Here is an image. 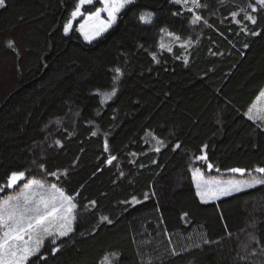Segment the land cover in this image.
I'll list each match as a JSON object with an SVG mask.
<instances>
[{
	"label": "trees",
	"instance_id": "1",
	"mask_svg": "<svg viewBox=\"0 0 264 264\" xmlns=\"http://www.w3.org/2000/svg\"><path fill=\"white\" fill-rule=\"evenodd\" d=\"M76 3L5 0L0 7V68L13 71L0 74V84L7 82L0 185L24 171L57 184L78 205L61 250L52 255L46 242V262L33 257L31 264H101L106 255L107 264H264V185L202 203L190 171L264 167V128L246 116L264 88V10L247 7L255 0H200L202 19L193 25L192 13L171 0H136L87 43L76 31L82 17L63 31ZM142 12L153 13L152 21L141 22ZM117 67L118 91L102 104L97 92L111 91ZM149 135L162 141L159 152ZM202 154L211 171L195 159ZM109 156L117 157L111 165Z\"/></svg>",
	"mask_w": 264,
	"mask_h": 264
},
{
	"label": "snow or ice",
	"instance_id": "2",
	"mask_svg": "<svg viewBox=\"0 0 264 264\" xmlns=\"http://www.w3.org/2000/svg\"><path fill=\"white\" fill-rule=\"evenodd\" d=\"M135 2L136 0H99V4L103 5V7H97L94 0H77L69 20L64 25V34L68 35L73 28V22L78 17L83 16V22L79 23L76 31L90 43L116 24L119 14ZM171 2L186 8L188 12L192 13L191 23L193 25L201 21L202 17L196 14L195 11L201 7L200 0H171ZM86 5L93 6L95 11L86 9ZM4 6L5 0H0V7ZM247 7L251 8L253 13L264 10V0H255V3H249ZM241 11L245 12L244 19L252 24L256 23V17L247 13L243 8ZM102 14H106V19H102ZM179 14V12L173 13V15ZM231 15L234 22L240 23L236 20L239 13L233 12ZM152 16L153 13L151 12H142L139 15V20L144 23H149L152 21ZM241 31L253 36L259 35L258 32H248L245 28H241ZM161 32L175 40L181 39L179 36L169 33L166 28H161ZM187 43H190V41H187ZM7 46L14 47V42L11 40L8 41ZM183 46L184 44H181V47ZM160 47L164 49L166 46L161 43ZM166 50L171 51V48L167 47ZM153 59H155V56H153ZM112 71L114 72V76L111 91L104 93L97 92L98 95L103 97L101 100L102 104L115 96L118 91V82L123 73L119 67L112 69ZM261 99H264V90H261L256 98L257 101ZM254 108H256V102H253L249 107L246 113L247 118L253 120V122L257 119L264 122V117L253 115ZM92 135L95 136L96 132H93ZM152 138L156 139L157 144L162 143L155 136ZM56 144L59 145L60 141L57 140ZM175 147L179 148L180 145L177 144ZM204 147L206 148L207 146L205 145ZM154 150L159 152L160 149L157 147ZM105 151H108L107 141H105ZM201 152H204V148L201 149ZM116 159V156H109L106 163L111 165ZM195 159L204 161L205 163L208 160L205 154L197 156ZM39 167L42 171H46L43 164H40ZM213 167L211 163H207V169L209 171ZM228 171L238 174V178H206L201 168L196 167L191 170L196 195L202 203H207L212 199H219L221 196H230L234 193L264 185V167L262 166H256L251 171L244 168H232ZM47 174L50 176L57 175L56 173ZM62 174L66 175V173ZM246 174L247 178H245ZM25 177L26 173L24 171H14L8 176L7 184L0 185V192L5 191V189H10L14 192L12 195L0 198V264H31V258L33 257H37L39 260L46 262L47 258L41 254V248L45 246V242L48 241L52 245V255L58 253L61 250V244L58 241H63L64 238H70V233L73 232L72 225L77 219L76 213L78 205L74 202L75 198L73 196L66 195L55 183L38 179L26 180ZM21 181H24V183L20 184ZM17 187L19 189L18 191L16 190ZM145 198H148L147 193L145 194ZM132 202H136L135 197L132 198ZM90 204L92 207H95V201L90 202ZM105 221L109 224L112 223L108 217L102 216L101 222ZM204 243H209V241L205 239ZM175 254V251H173V255ZM112 255L116 256V254ZM251 255H256L255 251ZM246 258L242 257V259ZM107 262L108 256L106 255L101 261V264H107ZM148 264H151V260L148 261Z\"/></svg>",
	"mask_w": 264,
	"mask_h": 264
},
{
	"label": "rangeland",
	"instance_id": "3",
	"mask_svg": "<svg viewBox=\"0 0 264 264\" xmlns=\"http://www.w3.org/2000/svg\"><path fill=\"white\" fill-rule=\"evenodd\" d=\"M94 1H99V0H94ZM189 6H191V5H189ZM100 7H103V5H101ZM82 17V18H81ZM81 17H78L77 19H79V18H81L82 19V21L81 22H83V16H81ZM102 19H106V14H102ZM75 22V21H74ZM73 22V23H74ZM80 22V23H81ZM78 27H79V25H78ZM106 33V32H105ZM104 34V33H103ZM102 34V35H103ZM100 37V36H99ZM99 37H97V38H99ZM84 38V37H83ZM96 38V39H97ZM96 39H94V40H96ZM85 40V39H84ZM94 40H92L91 42H93ZM86 41V40H85ZM87 43H89L88 41H86ZM164 44V43H163ZM5 68V69H4ZM3 68V66H2V68H0V74H1V72H3V71H6V72H8L9 73V71H10V67H7V66H5ZM11 73H10V75L11 74H13V71H10ZM10 83L12 82L11 81V78H9V80H8ZM5 85H7V82H2V84H0V90L3 88V86H5ZM262 90H264V88L262 89ZM257 98V97H256ZM254 102H256V108H254L253 109V115L254 116H260V117H264V99H261L260 101H257L256 99L254 100ZM253 104V103H252ZM247 112H248V110H247ZM246 112V113H247ZM256 122H258V124L261 126V127H263L264 128V122H262L260 119H257L256 120ZM153 136H151V135H149L148 136V138H149V140L151 141V145H153L155 148H157L158 146H159V144H157V141H156V139H153L152 138ZM196 167L194 166V167H192L191 168V170L192 169H195ZM190 170V171H191ZM204 172V171H203ZM204 174H205V176H206V178L207 177H214V178H221V179H228V178H232V177H237L238 178V175H234V174H231V175H224V174H217V173H214V174H212V173H205L204 172ZM191 178H192V175H191ZM245 178H247V175H245ZM26 180H27V178H25ZM38 180H44V181H46V182H49V181H47L46 179H38ZM193 181V180H192ZM22 183H24V181H21L20 182V184H22ZM194 184V183H193ZM195 187V186H194ZM17 191L19 190L18 189V187H17V189H16ZM195 190H196V188H195ZM248 190H250V189H248ZM245 191H247V190H245ZM241 192H244V191H241ZM65 193V192H64ZM239 193V192H238ZM12 194H14V192H13V190H11V192H10V194L9 195H12ZM234 194H236V193H234ZM8 196V195H7ZM224 197H226V196H221L219 199H221V198H224ZM199 198V197H198ZM219 199H212V200H209L207 203H210V202H215V201H217V200H219ZM199 200H200V198H199ZM201 201V200H200ZM72 227H73V225H72ZM248 237V240L247 241H252V238H253V236H251V234L250 235H248L247 236ZM46 242H48V241H46ZM45 242V243H46ZM247 246H248V244H247ZM43 248V247H42ZM41 248V249H42Z\"/></svg>",
	"mask_w": 264,
	"mask_h": 264
},
{
	"label": "water",
	"instance_id": "4",
	"mask_svg": "<svg viewBox=\"0 0 264 264\" xmlns=\"http://www.w3.org/2000/svg\"><path fill=\"white\" fill-rule=\"evenodd\" d=\"M230 173H231V172H230ZM231 174L238 175V174H236V173H231Z\"/></svg>",
	"mask_w": 264,
	"mask_h": 264
}]
</instances>
